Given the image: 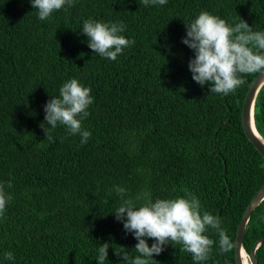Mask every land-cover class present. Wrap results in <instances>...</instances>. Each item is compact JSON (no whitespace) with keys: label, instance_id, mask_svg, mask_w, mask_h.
<instances>
[{"label":"trees","instance_id":"trees-1","mask_svg":"<svg viewBox=\"0 0 264 264\" xmlns=\"http://www.w3.org/2000/svg\"><path fill=\"white\" fill-rule=\"evenodd\" d=\"M202 10L264 31V0L147 7L141 0H75L44 21L30 0H0V184L12 197L0 216V264H97L105 242L104 264H126L113 249L123 245L135 257L136 240L112 214L121 203L113 186L129 197L146 189L153 199L183 196L187 188L235 240L245 208L264 184V159L240 117L257 74L226 96L193 81L194 53L182 37L185 23ZM89 18L123 22L121 35L135 43L114 61L102 58L81 32ZM71 78L90 87L93 98L82 121L91 137L83 145L78 134L44 122V104ZM253 117L264 139V84ZM43 128L55 141L49 144ZM263 213L264 200L243 234L249 255L264 236ZM207 234L216 243L202 264H236L234 248L220 253L216 232ZM180 247L167 245L151 264H197ZM5 251L15 259L5 260ZM255 256L264 264V242Z\"/></svg>","mask_w":264,"mask_h":264},{"label":"clouds","instance_id":"clouds-1","mask_svg":"<svg viewBox=\"0 0 264 264\" xmlns=\"http://www.w3.org/2000/svg\"><path fill=\"white\" fill-rule=\"evenodd\" d=\"M148 5H166L167 0H141ZM37 10L38 19H49L53 12L73 7L75 0H30ZM186 34L182 43L190 48L194 56L189 59L188 69L192 79L203 87L210 86V92L228 95L246 83L244 77L264 74V31H255L244 19L229 25L224 19L202 10L193 20L185 23ZM126 30L123 22L105 23L91 18L83 21L81 32L86 35L88 47L102 58L116 60L124 48L134 44L121 35ZM93 103L91 88L83 86L78 79L71 78L59 88V95L52 96L43 106L44 122L52 129L62 125L70 136L79 135L80 144H85L91 132L82 128V121L88 117V107ZM44 129V128H43ZM49 144L54 137L44 129ZM7 187L11 188V182ZM112 191L121 203L112 213L122 222L125 233H131L136 244L137 255L123 245L113 249L126 264H151L154 255H160L167 245H180V251L191 254L194 262L202 264L210 258L216 241L207 234L209 229L218 235L219 247L232 251L234 241L221 227L219 216L204 211L199 199L187 188L183 196L153 199L150 191L142 190L135 197H129L122 186H113ZM12 197L0 184V216ZM148 239L153 242L149 246ZM109 242L97 249V264H104L108 257ZM5 260H14L12 252H4Z\"/></svg>","mask_w":264,"mask_h":264},{"label":"water","instance_id":"water-1","mask_svg":"<svg viewBox=\"0 0 264 264\" xmlns=\"http://www.w3.org/2000/svg\"><path fill=\"white\" fill-rule=\"evenodd\" d=\"M264 84V74H257L253 80L251 81L246 94L244 96V100L241 108V125L243 132L249 142L254 146V148L262 155L264 159V139L258 137L256 133V128L254 125V117H253V109H254V101L255 97L260 89V87ZM264 200V184L260 187V189L254 194L250 202L248 203L245 211L240 219V222L237 226V230L235 233V247H234V256L236 264H244L242 253H246L250 260V264H257V259L255 256V251L257 247L264 242V236L257 239L251 249L250 255L244 249L242 245L243 234L245 228L247 226L248 220L252 211L255 207ZM262 221L264 223V213L262 216ZM219 251L221 252V248L219 247Z\"/></svg>","mask_w":264,"mask_h":264},{"label":"bare ground","instance_id":"bare-ground-1","mask_svg":"<svg viewBox=\"0 0 264 264\" xmlns=\"http://www.w3.org/2000/svg\"><path fill=\"white\" fill-rule=\"evenodd\" d=\"M256 133H257L258 137L261 138L260 134L257 131H256ZM242 256H243V262H244V264H250V261L248 262V255L243 252L242 253Z\"/></svg>","mask_w":264,"mask_h":264},{"label":"rangeland","instance_id":"rangeland-1","mask_svg":"<svg viewBox=\"0 0 264 264\" xmlns=\"http://www.w3.org/2000/svg\"><path fill=\"white\" fill-rule=\"evenodd\" d=\"M258 132V131H257ZM250 260H249V258H248V262H249Z\"/></svg>","mask_w":264,"mask_h":264}]
</instances>
